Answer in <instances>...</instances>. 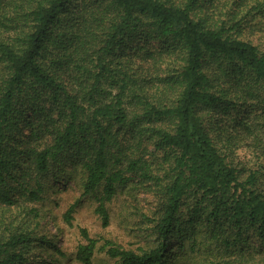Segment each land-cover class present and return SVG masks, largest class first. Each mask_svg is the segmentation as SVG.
Masks as SVG:
<instances>
[{
  "label": "trees",
  "instance_id": "1",
  "mask_svg": "<svg viewBox=\"0 0 264 264\" xmlns=\"http://www.w3.org/2000/svg\"><path fill=\"white\" fill-rule=\"evenodd\" d=\"M263 24L264 0H0V264L62 256L37 205L78 171L83 196L102 187L104 226L133 180L158 205L142 215L151 246L105 242L115 264H173L199 225L228 255L218 264L263 258ZM243 148L256 168H238ZM80 233L75 258L92 264Z\"/></svg>",
  "mask_w": 264,
  "mask_h": 264
},
{
  "label": "rangeland",
  "instance_id": "2",
  "mask_svg": "<svg viewBox=\"0 0 264 264\" xmlns=\"http://www.w3.org/2000/svg\"><path fill=\"white\" fill-rule=\"evenodd\" d=\"M261 29L253 36V42L264 52V24ZM151 152V148H149ZM160 155L154 157L147 156L148 160L154 165L157 174L156 165ZM146 158V157H145ZM255 156L247 148L237 152L235 163L239 169L256 168ZM66 173L71 172V165L60 166ZM244 170L243 176L247 175ZM243 171V170H242ZM65 172L60 173L63 176ZM76 172V179L55 182L47 194V199L37 208L41 211V223L43 230L54 238L55 246L62 253L47 254L44 250L42 258L38 264L53 263V258L57 259L55 264H81L76 260V251L79 245H86L82 238L81 230H85L89 239L96 241V247L92 264H115V261L106 254L108 248H104L105 242L126 250H136L137 248H146L156 239L153 233V224L143 219V216L155 219L158 215V205L153 194L144 184L138 181H131L124 186L117 187V193L110 202H105L104 208L108 214V224L104 226L101 217L96 212L99 206V199L102 197V187L97 188L93 194L82 195L79 185L81 173ZM73 206L71 213V222L67 224L64 220V214ZM185 211V209H184ZM143 215V216H142ZM198 243L194 251L182 256L181 250L174 249L173 264H218L219 258L227 257L224 250H220V243L209 240L203 232V228L197 226ZM223 237L227 238L220 230ZM176 242V241H174ZM173 242V243H174ZM250 243L257 247L253 240ZM175 244V243H174ZM253 260L251 264H264V257L250 252ZM247 253H245L246 255Z\"/></svg>",
  "mask_w": 264,
  "mask_h": 264
}]
</instances>
